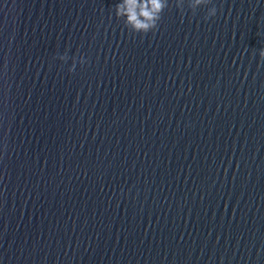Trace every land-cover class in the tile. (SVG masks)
Listing matches in <instances>:
<instances>
[{"label":"clouds","instance_id":"9594fccd","mask_svg":"<svg viewBox=\"0 0 264 264\" xmlns=\"http://www.w3.org/2000/svg\"><path fill=\"white\" fill-rule=\"evenodd\" d=\"M210 0H188V7L193 13L201 5H207ZM177 7L181 11L184 9V0H176ZM168 7V0H121L115 6V14L118 18H125L126 27L133 33L147 34L154 32L159 27L162 13ZM217 14L215 6L208 9L205 19H210ZM259 56L264 60V48L259 52ZM60 59L67 60L65 54ZM81 63H84L81 60ZM75 70V63H73L70 71Z\"/></svg>","mask_w":264,"mask_h":264}]
</instances>
